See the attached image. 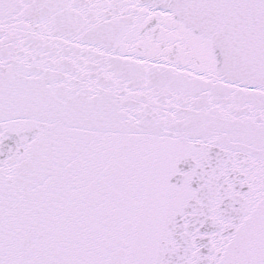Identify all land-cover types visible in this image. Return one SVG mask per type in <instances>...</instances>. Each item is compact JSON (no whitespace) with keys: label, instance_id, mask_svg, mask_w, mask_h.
Here are the masks:
<instances>
[{"label":"snow or ice","instance_id":"1","mask_svg":"<svg viewBox=\"0 0 264 264\" xmlns=\"http://www.w3.org/2000/svg\"><path fill=\"white\" fill-rule=\"evenodd\" d=\"M0 264H264V0H0Z\"/></svg>","mask_w":264,"mask_h":264}]
</instances>
